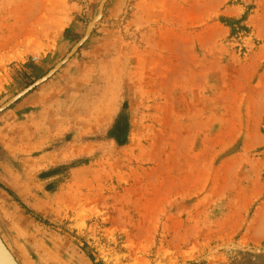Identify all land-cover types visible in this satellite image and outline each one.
I'll return each instance as SVG.
<instances>
[{"label": "rangeland", "instance_id": "374dc122", "mask_svg": "<svg viewBox=\"0 0 264 264\" xmlns=\"http://www.w3.org/2000/svg\"><path fill=\"white\" fill-rule=\"evenodd\" d=\"M99 1L0 0V104L65 55ZM181 2V36L211 24L220 35L219 23L227 32L180 65V108L168 126L146 108L151 99L129 96L122 145L108 130L83 144L94 136L69 126L71 114L49 121L53 138L30 143L20 115L42 85L57 89L77 51L0 111V238L19 264H264V240L249 234L264 235V212L255 213L264 193L242 210L237 232L227 223L264 185V0H225L220 8L234 6L235 16L196 19L187 4L198 10L204 1ZM95 100L87 91L78 107Z\"/></svg>", "mask_w": 264, "mask_h": 264}, {"label": "crops", "instance_id": "0c3cea01", "mask_svg": "<svg viewBox=\"0 0 264 264\" xmlns=\"http://www.w3.org/2000/svg\"><path fill=\"white\" fill-rule=\"evenodd\" d=\"M203 1L204 5L198 10L196 7L191 8L189 2L186 7L189 9L188 16L196 19L198 16L215 14L217 10L222 15L225 14V17L237 14L234 6L220 8L225 0ZM181 10V0H108L102 19L105 23L101 29H97V25H94L95 29L93 27L94 31L103 30V34H95L92 38V29L89 37L77 49L78 53L62 66L60 79L55 81L58 82L57 89L50 87V81L42 85L31 95L34 100L28 114L25 118L20 115V121L28 119L30 143H45L53 138L49 121H64L69 114L72 115L71 119L76 117L75 123H70L69 126L82 129L80 133L84 136H94L83 140V144L100 143L101 133L111 127L122 103L129 96L151 99L152 102L147 103L146 108L156 113L159 126H168L169 113L180 108V65L188 63L187 58L194 47L207 49L212 46L213 41L227 32L226 27L219 23L216 26L220 35L211 24L195 31L196 36L191 32L181 36ZM98 37L100 39H95ZM90 40L92 45L86 46ZM182 44L186 46L184 59ZM87 91L96 100L88 109L78 107L81 104L80 97ZM54 96L56 105H50ZM125 109L129 110L128 104ZM150 124L154 126L153 123H147L149 127ZM56 128L59 127L56 125ZM21 135L23 134L18 135L19 140ZM259 189L260 187L250 191V197L240 199L237 206L242 208L241 211L231 215L227 221L232 233L240 229V224H243L242 210L253 203L257 194L264 193V185ZM261 212H264V200H260L255 210L256 214ZM250 227L253 230L254 224ZM250 232L254 236L252 238L264 240V235Z\"/></svg>", "mask_w": 264, "mask_h": 264}, {"label": "water", "instance_id": "95a60500", "mask_svg": "<svg viewBox=\"0 0 264 264\" xmlns=\"http://www.w3.org/2000/svg\"><path fill=\"white\" fill-rule=\"evenodd\" d=\"M106 0H100L97 6L96 13L93 17L89 20L84 30L83 35L70 47V49L65 53V55L59 59L50 69H48L44 74L39 76L38 78L34 79L31 83L27 86L22 88L20 91L16 92L14 95L9 97L6 101L0 104V111L8 107L10 104L15 102L21 96L26 94L28 91L32 90L35 86L43 83L47 80L58 68L61 67L76 51L77 49L84 43V41L90 35L95 22L101 17L103 5ZM0 264H19L13 255L10 253L8 248L5 246L3 241L0 238Z\"/></svg>", "mask_w": 264, "mask_h": 264}, {"label": "trees", "instance_id": "16d2710c", "mask_svg": "<svg viewBox=\"0 0 264 264\" xmlns=\"http://www.w3.org/2000/svg\"><path fill=\"white\" fill-rule=\"evenodd\" d=\"M126 107V102L122 103V108ZM122 110V109H121ZM120 111L118 112L116 119L114 120L113 124L111 125V127L108 129V136L111 137L116 144L118 145H122L123 143H125L126 140V130L128 128V124H127V120L124 118H122L120 116ZM43 176H48L49 173L46 172H42L41 173ZM50 184L47 185V188H49ZM264 256V254H263Z\"/></svg>", "mask_w": 264, "mask_h": 264}]
</instances>
